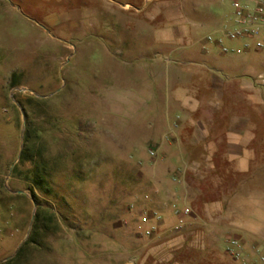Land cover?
<instances>
[{
  "label": "rangeland",
  "instance_id": "1",
  "mask_svg": "<svg viewBox=\"0 0 264 264\" xmlns=\"http://www.w3.org/2000/svg\"><path fill=\"white\" fill-rule=\"evenodd\" d=\"M230 10V0H0V262L31 231L34 200L11 170L30 167L18 157L35 124L54 188L40 197L59 228L18 264H239L223 250L233 236L216 239L188 221L176 228L182 190L171 198L158 185L173 182L171 170L183 162L161 160L137 130L154 123L145 106L168 107V72L205 67L184 64L171 49L211 44L206 16ZM155 66L161 74L152 78ZM12 72L19 85L10 88ZM143 75L162 88L156 107L142 99ZM186 80L181 87L191 91ZM263 247L244 250L254 259Z\"/></svg>",
  "mask_w": 264,
  "mask_h": 264
},
{
  "label": "crops",
  "instance_id": "2",
  "mask_svg": "<svg viewBox=\"0 0 264 264\" xmlns=\"http://www.w3.org/2000/svg\"><path fill=\"white\" fill-rule=\"evenodd\" d=\"M232 1L230 12L206 16L214 24L213 34L207 35L213 36L211 44L171 49L184 64L204 62L205 67L190 69L187 75L183 70L168 72V107L160 113L145 106L154 123L137 130L147 142L157 144L161 160L183 162L182 170L173 166V182L167 179L158 188H167L171 198L182 190L184 207L191 210L184 222L206 226V235L216 239L240 238L245 249L264 244V86L256 80L264 75L257 68L264 66V46L252 44L260 41L261 31L237 40L223 37L235 26ZM226 41L234 51L222 52ZM152 71V78L161 74L157 66ZM197 73L201 80L191 83V75ZM141 77L137 86L142 99L156 107L162 88L154 79ZM182 80L191 84V91L181 87ZM246 256L256 259L247 252Z\"/></svg>",
  "mask_w": 264,
  "mask_h": 264
},
{
  "label": "trees",
  "instance_id": "3",
  "mask_svg": "<svg viewBox=\"0 0 264 264\" xmlns=\"http://www.w3.org/2000/svg\"><path fill=\"white\" fill-rule=\"evenodd\" d=\"M18 85L19 74L12 72L8 78V87L12 88ZM42 134L43 129L39 126L35 124L26 126L18 163L29 162L30 167L21 169L19 165L15 164L11 170L12 177H18L25 181L27 189L35 202V214L31 231L18 251L11 258L0 262V264H18L30 246H40L45 236L55 232L59 228L57 214L51 205L40 197V195L50 196L54 194L47 159L43 155Z\"/></svg>",
  "mask_w": 264,
  "mask_h": 264
},
{
  "label": "built area",
  "instance_id": "4",
  "mask_svg": "<svg viewBox=\"0 0 264 264\" xmlns=\"http://www.w3.org/2000/svg\"><path fill=\"white\" fill-rule=\"evenodd\" d=\"M233 8L235 26L223 33V37L228 40H237L246 38L257 34L260 31H264V0H233L231 3ZM208 41L213 40L212 36L206 37ZM218 44H222V40H216ZM261 41H255V47H261ZM222 52L234 51L221 45ZM239 51V50H235ZM261 77V76H260ZM264 81L262 80V85ZM151 155H154V151H150ZM191 210L187 207L182 210H175L177 216V226L181 227L184 224L185 216H189ZM159 218V216H157ZM155 229V226H151L146 230V234H150ZM225 254L233 261L239 264H264V247L255 251L256 259L254 261L247 258L243 243L240 238L230 237L227 239L224 248Z\"/></svg>",
  "mask_w": 264,
  "mask_h": 264
},
{
  "label": "water",
  "instance_id": "5",
  "mask_svg": "<svg viewBox=\"0 0 264 264\" xmlns=\"http://www.w3.org/2000/svg\"><path fill=\"white\" fill-rule=\"evenodd\" d=\"M38 95V94H37ZM38 96H40V97H44L43 95H38ZM33 201V200H32ZM33 204H34V207H35V202L33 201ZM33 217H34V212H33V215H32V219H33ZM26 240V239H25ZM25 240H23L19 245H18V247L16 248V250H15V253L18 251V249L20 248V246L24 243V241ZM14 253V254H15ZM12 256H9L8 258H6L5 260H7V259H9V258H11ZM4 260V261H5Z\"/></svg>",
  "mask_w": 264,
  "mask_h": 264
}]
</instances>
